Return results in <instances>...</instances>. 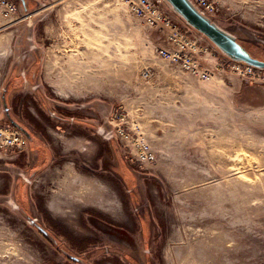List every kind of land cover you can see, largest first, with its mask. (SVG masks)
Here are the masks:
<instances>
[{"label": "rangeland", "instance_id": "374dc122", "mask_svg": "<svg viewBox=\"0 0 264 264\" xmlns=\"http://www.w3.org/2000/svg\"><path fill=\"white\" fill-rule=\"evenodd\" d=\"M6 1L0 264H264V69L245 72L166 0L161 18L140 0ZM206 14L264 60V0ZM181 46L209 77L172 58ZM14 123L28 148L1 133ZM142 141L153 163L133 156Z\"/></svg>", "mask_w": 264, "mask_h": 264}, {"label": "built area", "instance_id": "2783aa9c", "mask_svg": "<svg viewBox=\"0 0 264 264\" xmlns=\"http://www.w3.org/2000/svg\"><path fill=\"white\" fill-rule=\"evenodd\" d=\"M192 1L206 13L207 12L211 13L216 10V0H192ZM0 4L3 6L4 16L9 20L13 19L14 15L17 13V8L15 7V5H13V3L8 2L6 0H1ZM157 4H158V0H140L138 10L145 15H147L148 13L149 14L157 13L158 18H161V15H159L158 12ZM163 19L166 22V24H168L169 26H171V28H173L175 32V34L172 35V40L174 42L180 43L182 41L187 40L184 38L185 35L179 30L178 26L176 25L173 26L171 24V21L169 20L168 17H163ZM187 43L193 46V44L189 40H187ZM160 52L164 53V55L170 56L169 51L166 49L162 48ZM172 58L176 61L181 62L186 68L190 69L193 73L199 74L206 78L209 77L208 71L207 70L204 71L199 67L198 62L194 60V57L190 54V52L187 51V49H185L184 46H181L179 49H176L172 54ZM240 68H241L240 65H238L237 69ZM255 69H256L255 67L247 65L245 72L248 71L249 73H255ZM1 133L7 140H12V145H14V143H17V146L21 144H24L26 146V138L19 130L15 129V130H10L8 132V129H6L5 131H1ZM123 133L124 131L121 129H112V130H108L105 136H107L108 138H112V137L121 138L120 134ZM133 156L137 161L144 164L153 163L157 158L152 148L143 141L137 142Z\"/></svg>", "mask_w": 264, "mask_h": 264}, {"label": "water", "instance_id": "95a60500", "mask_svg": "<svg viewBox=\"0 0 264 264\" xmlns=\"http://www.w3.org/2000/svg\"><path fill=\"white\" fill-rule=\"evenodd\" d=\"M24 1V0H23ZM186 22L208 37L220 50L231 59L250 66L264 69V60L256 58L230 32L224 30L211 20L192 0H166ZM5 99V98H4ZM6 100L4 103L6 105ZM8 109V108H7ZM45 235L48 232L34 219L31 220ZM78 260L75 257L70 256Z\"/></svg>", "mask_w": 264, "mask_h": 264}, {"label": "flooded vegetation", "instance_id": "af4514ba", "mask_svg": "<svg viewBox=\"0 0 264 264\" xmlns=\"http://www.w3.org/2000/svg\"><path fill=\"white\" fill-rule=\"evenodd\" d=\"M23 76H24V82L27 84V82L29 81V79L26 77V73L25 74L23 73ZM32 85H33V88L36 89V87H35L36 84L33 83ZM7 115H8V117H10V114L8 112H7ZM52 116H56V112H52ZM72 120H73V117H72ZM14 125L18 126L17 130H19L25 136V138H26V147L28 148L29 147L30 140H31L29 132L24 127H22V126L20 127L17 123H14ZM97 131H98V129H97ZM102 131H104V132H102ZM99 133L101 135H103V137L108 138L107 136H105V134L107 133V131L104 128H102V129L99 128ZM113 138L114 137L108 138V140L109 139H113Z\"/></svg>", "mask_w": 264, "mask_h": 264}, {"label": "crops", "instance_id": "0c3cea01", "mask_svg": "<svg viewBox=\"0 0 264 264\" xmlns=\"http://www.w3.org/2000/svg\"><path fill=\"white\" fill-rule=\"evenodd\" d=\"M31 66H32L31 68L34 69V68H35L34 66H36V65H34V63H33V64H31ZM39 66H40V65H39ZM44 67H45V62H44L43 68H44ZM23 73H24V72L21 73V78H22V83H21V84L26 85V83L24 82V78H23V76H22ZM33 77H34V78H32V79H34V82H33V83L36 84V75L33 76ZM207 80H209V79H206L205 81H207ZM32 81H33V80H32ZM211 84H212V83H208L207 86H208V87L213 86V84H212V85H211Z\"/></svg>", "mask_w": 264, "mask_h": 264}]
</instances>
